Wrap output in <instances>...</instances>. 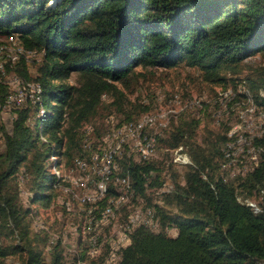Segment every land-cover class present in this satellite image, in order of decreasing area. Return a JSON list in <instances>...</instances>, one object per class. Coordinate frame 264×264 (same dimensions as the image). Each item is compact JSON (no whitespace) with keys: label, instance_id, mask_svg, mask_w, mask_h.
Instances as JSON below:
<instances>
[{"label":"trees","instance_id":"obj_1","mask_svg":"<svg viewBox=\"0 0 264 264\" xmlns=\"http://www.w3.org/2000/svg\"><path fill=\"white\" fill-rule=\"evenodd\" d=\"M12 35L25 54L36 52L41 59L35 76L25 55L9 60L6 70L34 80L42 92L16 108L11 130L3 128L0 264L11 257L19 264H65L62 241L51 245L49 233L34 232L31 223L33 205L50 207L58 188L68 184L51 172L52 157L57 155L60 165L63 158L70 163L94 149L83 126L97 115L104 95L113 96L112 104L126 113L122 123L149 113L146 103L138 105V114L129 109L127 94L119 86L131 87L145 77L139 67L154 72L198 67L207 79L219 82L227 81L224 71L240 74L247 58L264 55V0H0V38ZM75 72L76 84L70 82ZM252 73L236 78L247 86L239 95L263 112L264 65L252 68ZM8 95L9 87L0 82V108ZM196 114L181 118L159 136L169 149L188 146L193 160L184 183L173 172L174 187L160 192L159 198L153 192L165 181L163 162L136 159L128 149L115 156L107 195L93 213L104 216L108 200L121 193L117 177H127L133 204H142L138 208L151 213L160 228L134 226L118 264H264V210L256 212L239 198L240 193L264 196V152L250 171L227 178L222 167L230 127L208 131L197 142L202 118ZM254 142L264 151V135ZM21 178L28 201L22 196ZM171 227L177 228L176 235L167 232Z\"/></svg>","mask_w":264,"mask_h":264},{"label":"rangeland","instance_id":"obj_2","mask_svg":"<svg viewBox=\"0 0 264 264\" xmlns=\"http://www.w3.org/2000/svg\"><path fill=\"white\" fill-rule=\"evenodd\" d=\"M53 1L50 0V3ZM0 41V82L9 87L10 95H8L5 106L0 108V150H3V128L11 130L17 116L16 108L25 106L29 100L32 101L36 85L34 80H28L16 72L7 71L5 64L9 60L16 62L21 55H25L28 57L31 74L35 76L37 62L40 61L41 56L36 52L25 54L24 47L16 37L14 40L0 38ZM246 61L247 65L243 66L240 74L222 72L221 75L227 78L226 82L207 79L204 70L198 67L181 65L168 69L161 68L156 72L139 67L138 70L146 72L145 77L142 76L139 82L131 87H124L120 83L119 86L127 94L126 105L129 109H136V114L140 113V109L137 108L142 107L141 103L149 104L147 106L150 111L144 115L155 116L157 122L153 128L145 127L144 132L155 137L154 149L148 150L146 142H142L140 147L134 146L132 139L135 138L126 134L124 137L127 142L121 141L120 133L141 120L144 115L135 122L122 123L126 118V113L112 104L113 96L104 95L97 115L85 122L83 126V129L87 130V134L91 136L88 144L95 142L94 149H91L87 156L76 157L70 163H66V159L63 158L59 165L57 155L50 160L51 172L58 177H63L62 180L68 184L63 183L58 188V196L50 207H44L39 202L33 205L35 210L31 218L33 231H47L51 245L58 239L62 241L65 264H91L92 260L96 261L92 264H118L120 249L130 242L129 231L132 229L129 226L133 218L136 222L138 221L136 225L146 220L145 223L150 224L155 230L160 228L157 222L152 221L151 213L148 214L149 212L141 209L142 204L135 202L137 209L134 207L132 196L121 179L117 180L122 184L120 195L126 194V199L118 202L117 198L120 195L117 198H110L109 205L103 212L104 216L102 218L97 216L93 210L99 207L98 201L107 195V192H104L100 186L109 187L111 180L109 173L115 168L113 167L114 158L125 149H128V152L136 159L145 160L148 157L163 162L165 181L162 187L154 190L156 199L159 198L160 192L169 191L174 187L173 172H176L178 179L184 183V174L188 164L193 162L188 152L189 147L181 145L169 149L164 142L160 141V137L167 133L165 129L172 128L181 118L190 119L188 115L192 113H197L202 118V123L195 136L197 142L201 143L208 131L219 132L224 131L226 126L230 127L228 131L230 139L227 146H224L226 155L223 158L222 167L227 172L226 177L236 179L239 175L250 171L263 156L264 151L254 141L257 136L264 135V119L262 111L250 98L239 95V91L246 92L247 86L241 85L236 78L253 74L252 68L264 65V55L256 53ZM77 75L76 72L73 73L70 82L76 84ZM235 82H238L237 85ZM93 128L94 131L89 134L88 132ZM119 142L123 145L120 151L114 154L117 150L114 149ZM111 149L114 155L113 162L110 171L106 174L109 178L104 182V171L107 166L105 154ZM79 158L82 160L78 161ZM20 187L23 198L28 201V191L23 178H21ZM239 198L244 203L254 204L253 207L258 212L264 210L262 194L248 197L245 193H240ZM92 230L95 233L89 235ZM167 232L176 235L178 230L171 227L167 229ZM108 243L111 245V250L108 248ZM51 245L49 244L45 251L47 262L51 259ZM5 264H19V262L11 257L5 261Z\"/></svg>","mask_w":264,"mask_h":264},{"label":"bare ground","instance_id":"obj_3","mask_svg":"<svg viewBox=\"0 0 264 264\" xmlns=\"http://www.w3.org/2000/svg\"><path fill=\"white\" fill-rule=\"evenodd\" d=\"M11 39H13L14 40V35H12L11 37H10ZM22 48V47H21ZM26 50V49H25ZM23 51V50H22ZM22 51H21V53H22ZM23 52H25V51H23ZM33 53V52H32ZM33 87V86H32ZM35 92H34V94L36 93V91L37 92H40L41 91V88H40V85L39 84H36L35 85ZM43 90V89H42ZM223 91V90H222ZM42 92V91H41ZM238 93V92H237ZM250 93V92H249ZM25 96V95H24ZM175 97V96H174ZM34 98H36L35 96H34ZM37 98H39V96L37 97ZM196 102V101H195ZM203 104V103H202ZM229 104V103H228ZM205 105H206V103H205ZM192 108V107H191ZM184 109V108H183ZM193 109V108H192ZM200 109V108H199ZM201 110V109H200ZM251 112H253V111H251ZM170 117H172V116H170ZM262 118L264 119V114H262ZM156 118H155V116H153V115H151V114H147V115H144L143 116V118L139 121V122H137L136 124H134V125H132V126H130L129 128H126V129H124L121 133H120V135H121V141H123L124 142V140H125V137H124V134H126V135H129V136H133L134 137V133H138V132H140V131H143V130H145L144 128L145 127H147V126H151L152 128L154 127V125L156 124ZM167 123V122H166ZM158 124V123H157ZM168 124V123H167ZM165 126V125H164ZM256 126V125H255ZM264 126V125H263ZM261 129V128H260ZM151 133V132H150ZM119 135V136H120ZM156 135V134H155ZM153 138H155L154 136H152V135H150L148 132H144V134H143V140H133L134 142H133V145L134 146H138V147H140L141 146V144H142V142H146L147 143V149H151L152 148V140H153ZM241 138V137H240ZM257 138V137H256ZM114 140V139H113ZM156 140V139H155ZM116 141V140H115ZM114 141V142H115ZM126 141V140H125ZM135 141H136V143H135ZM127 142V141H126ZM117 143V142H116ZM112 144V143H111ZM113 145H114V143H113ZM123 145V143H121V145H120V142L117 144V146H116V148L114 149V150H116V151H114L115 153L114 154H116V152L118 151H120L119 149H120V147ZM145 146V145H144ZM138 147H136V148H138ZM111 148V147H110ZM142 148V147H141ZM113 150L111 149V150H107V152H106V154H105V158H106V160H107V164H111L112 162H113V157H114V155H113V152H112ZM138 151V150H137ZM184 151V150H183ZM246 152V151H245ZM154 153H155V151H154ZM259 153V152H258ZM146 155V154H145ZM96 157H98V155H96ZM145 159H149L148 157H146ZM177 161V160H176ZM190 161V160H189ZM189 161L187 162V163H189ZM191 162V161H190ZM106 179L107 178H105V180H104V182H106ZM130 179H128L127 177H124V178H122V181H123V183L125 184V187H126V189L128 190L129 188H131V186H130V181H129ZM100 188L104 191V192H106L107 191V188H106V186H104L103 188H102V186H100ZM126 190V191H127ZM124 192V191H123ZM102 194V193H101ZM104 195V194H103ZM126 197H127V195L126 194H121L120 196H119V198H117V200H118V202H121V201H123V200H125L126 199ZM248 204V203H247ZM249 205H251V206H254V204H252V203H249ZM111 208H109V210H110ZM255 209V211L256 212H258V210L256 209V208H254ZM108 211V210H107ZM111 212V211H110ZM154 215V214H153ZM134 221H135V218H133V220H132V223H131V225L129 226L130 228H131V226L133 225V223H134ZM146 222V220H144L142 223H145ZM141 222H139V224H140ZM128 237V236H127Z\"/></svg>","mask_w":264,"mask_h":264},{"label":"built area","instance_id":"obj_4","mask_svg":"<svg viewBox=\"0 0 264 264\" xmlns=\"http://www.w3.org/2000/svg\"><path fill=\"white\" fill-rule=\"evenodd\" d=\"M261 114H264V111H263ZM143 134H144V130H143V131H140V132H138V133H134V138H135V139H132V140H143ZM154 143H155V138H153V140H152V148H151V149H148V150H153V149H154ZM104 159H105V158H104ZM111 166H112V164H107L106 169H105V171H104V179H105V178H109L110 173H109V176L106 175V174L110 171ZM118 179H121V180H122V178H119V177H118ZM149 217H150V215H149ZM137 222H138V221H137ZM137 222H136V220L134 221L133 225L131 226V229H132L134 226H136Z\"/></svg>","mask_w":264,"mask_h":264},{"label":"water","instance_id":"obj_5","mask_svg":"<svg viewBox=\"0 0 264 264\" xmlns=\"http://www.w3.org/2000/svg\"><path fill=\"white\" fill-rule=\"evenodd\" d=\"M56 0H54L52 3H54Z\"/></svg>","mask_w":264,"mask_h":264}]
</instances>
